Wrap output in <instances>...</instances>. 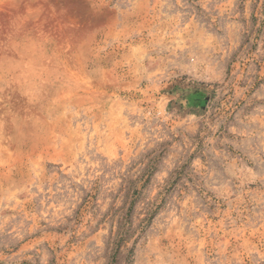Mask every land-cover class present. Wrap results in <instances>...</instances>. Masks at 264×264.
<instances>
[{"label": "rangeland", "instance_id": "obj_1", "mask_svg": "<svg viewBox=\"0 0 264 264\" xmlns=\"http://www.w3.org/2000/svg\"><path fill=\"white\" fill-rule=\"evenodd\" d=\"M0 264H264V0H0Z\"/></svg>", "mask_w": 264, "mask_h": 264}]
</instances>
